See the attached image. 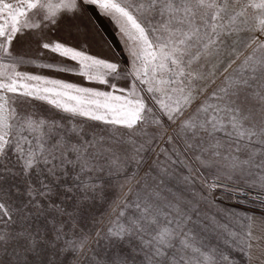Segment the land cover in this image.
<instances>
[{
	"label": "snow or ice",
	"instance_id": "1",
	"mask_svg": "<svg viewBox=\"0 0 264 264\" xmlns=\"http://www.w3.org/2000/svg\"><path fill=\"white\" fill-rule=\"evenodd\" d=\"M0 264H264V0H0Z\"/></svg>",
	"mask_w": 264,
	"mask_h": 264
},
{
	"label": "rangeland",
	"instance_id": "2",
	"mask_svg": "<svg viewBox=\"0 0 264 264\" xmlns=\"http://www.w3.org/2000/svg\"><path fill=\"white\" fill-rule=\"evenodd\" d=\"M91 15L94 17L93 23L98 32L97 39L101 41L105 48H107L108 44L114 45V50L122 55L123 53L120 51L119 35L113 23L108 18L99 15L95 11H93ZM69 79L73 78L69 77Z\"/></svg>",
	"mask_w": 264,
	"mask_h": 264
}]
</instances>
